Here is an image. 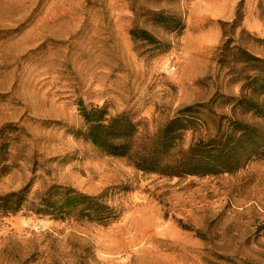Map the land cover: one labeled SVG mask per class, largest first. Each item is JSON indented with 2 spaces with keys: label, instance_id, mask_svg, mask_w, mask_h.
<instances>
[{
  "label": "rangeland",
  "instance_id": "obj_1",
  "mask_svg": "<svg viewBox=\"0 0 264 264\" xmlns=\"http://www.w3.org/2000/svg\"><path fill=\"white\" fill-rule=\"evenodd\" d=\"M158 12L182 30L154 23ZM135 27L157 43L134 41ZM226 42L227 56L239 46L264 61V0H0V194L58 185L118 213L107 225L0 216V264H264V153L234 173L163 177L80 136L93 107L152 132L194 106L203 123L185 146L230 119L264 131L235 109L263 96L243 89L254 72L237 56L234 71L220 63Z\"/></svg>",
  "mask_w": 264,
  "mask_h": 264
},
{
  "label": "trees",
  "instance_id": "obj_2",
  "mask_svg": "<svg viewBox=\"0 0 264 264\" xmlns=\"http://www.w3.org/2000/svg\"><path fill=\"white\" fill-rule=\"evenodd\" d=\"M151 20L169 31L183 28L180 21L162 12L152 13ZM239 22V18L234 20L235 24ZM129 34L137 42L147 45L157 43L147 31L136 27ZM227 45L228 42L221 48L220 63L234 71L235 65L232 66L226 59L230 55L237 56V62L244 66L243 69L254 72L243 89L249 88L252 93L263 96L260 102L240 96L234 99L235 109L264 118V61L239 46L227 56ZM235 74L238 72L235 71ZM195 115V107L186 106L155 131L142 132L140 123L127 112L108 116L103 108H81L84 130L80 136L104 154L125 159L137 171L163 177L234 173L247 161L264 153V131L259 126L231 119L225 127L217 125L213 136L199 137L185 146L186 133L197 132L201 127L202 121ZM28 193L26 187L0 194V216L14 215L27 209L35 215L55 220L85 219L102 225L118 217L117 210L108 205L102 196L86 195L70 187L52 185L34 199H29Z\"/></svg>",
  "mask_w": 264,
  "mask_h": 264
}]
</instances>
